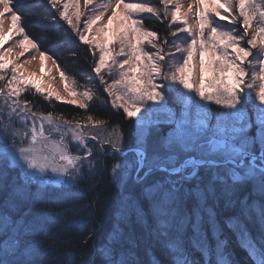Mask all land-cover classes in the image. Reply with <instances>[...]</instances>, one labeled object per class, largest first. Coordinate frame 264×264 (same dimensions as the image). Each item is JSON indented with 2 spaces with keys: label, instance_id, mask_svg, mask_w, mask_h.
<instances>
[{
  "label": "snow or ice",
  "instance_id": "snow-or-ice-1",
  "mask_svg": "<svg viewBox=\"0 0 264 264\" xmlns=\"http://www.w3.org/2000/svg\"><path fill=\"white\" fill-rule=\"evenodd\" d=\"M13 2L0 0V47L14 35L22 36L16 41L22 51L14 58H9L12 47L0 51V193L10 170L18 176L11 191L0 199V264H35L41 253L32 237L58 221L57 213H21L20 202L30 198L39 201L50 188L71 191L85 174L94 178L101 173L102 158L106 157L113 158L108 172L121 190V200L113 226L98 249L101 264H137L133 248L117 247L130 241L121 225L132 214L138 222L147 216L139 199L125 192L129 185L140 186L141 195L149 201L153 233L164 237L172 264H193L182 238L189 226L193 246L206 261L215 251L216 264H230L222 252L225 241L220 238L217 206L221 201L234 206L239 189L246 185L264 197V0H189L186 9L181 0H160L162 9L150 2L114 0L104 11L87 18L83 28L80 20L85 13L80 0H48L53 8L62 6L59 17L79 42L90 46L92 71L101 83L105 82L103 73L111 75L113 68L118 69V78L105 91L113 97L112 105L122 108L127 118H137L127 137L131 146L117 126H111L109 134L102 137L101 132L108 130L104 119L90 114L83 120H70L63 114L34 111L31 101L22 99L31 89L49 103L55 99L86 110L99 98L86 86L83 91L74 90L78 87L74 80L69 88V78L62 69L59 75L67 95L44 82L43 76L51 71L45 72L46 63L52 57L48 51H40L36 40L21 26L23 18L12 7ZM92 3L84 0L85 8ZM109 7L111 15L105 17ZM145 13L157 19L170 14L169 27H176L161 38L157 31L145 27ZM8 14L11 23L5 29ZM189 15L194 17L195 26L189 23ZM180 33L187 34L184 43L178 42ZM166 45L174 51H166ZM254 49L259 70L250 73L254 61L249 58ZM30 50L40 52V70L26 74L22 69L37 57L15 61ZM176 53L181 54L180 62L169 63L166 71L165 57L171 60ZM122 56L127 58L118 59ZM158 79L169 83H157ZM166 92L172 94L171 105ZM201 101L220 108L213 110L211 104ZM163 126L167 132H162ZM54 135L58 139H53ZM49 172L63 179L48 185L41 174ZM73 197L79 198V194L73 193ZM190 198L194 203L189 210ZM239 203L245 211L258 207L256 201L249 205L247 197ZM260 215L264 223V210ZM226 223L235 228L238 218L231 217ZM174 227L177 235H171ZM209 233L216 241L215 248ZM93 235L90 230L84 242ZM239 239L253 264H264V241L258 245L242 225ZM150 264L158 261L153 257Z\"/></svg>",
  "mask_w": 264,
  "mask_h": 264
},
{
  "label": "trees",
  "instance_id": "trees-1",
  "mask_svg": "<svg viewBox=\"0 0 264 264\" xmlns=\"http://www.w3.org/2000/svg\"><path fill=\"white\" fill-rule=\"evenodd\" d=\"M14 1L13 8L21 13L22 25L27 34L36 40L41 50L48 51L53 56L63 71L73 75L85 69L92 71L94 58L89 50L90 47L79 42L76 34L69 36V31L67 34L64 33L67 24L62 18H57L54 14L50 18L42 14L47 0ZM31 9L34 14H26V11ZM145 25L158 33L164 29L162 22L153 18L145 19ZM102 97L100 100L104 102L93 101L85 111L68 103H49L39 95L33 100L35 103L33 110L60 113L68 118L80 116L79 113L85 111L87 115L91 114L95 118L121 126L123 132L129 135L134 125L133 120L126 118L124 113L114 110L103 92ZM127 144L130 146L132 142ZM107 163L109 165V161ZM13 172L10 170L7 174L4 181L6 187L4 192L0 193V199L11 191L12 181L18 176ZM32 191L35 192L36 188L33 187ZM125 192H131L139 199L140 206L147 216L144 222H138L136 215L132 214L128 222L121 225L130 241L125 240L117 247L133 248L137 264H150V259L153 257L158 264H172L171 256L164 247V237H158L153 233L154 221L150 212V203L141 195L140 186L131 185ZM73 193H78L79 198H74ZM246 197L249 205L256 201L258 207H249L247 211L242 209L239 201ZM236 199L237 203L234 206H225L223 201L217 206V219L222 229L220 238L225 241L222 252L227 255L230 264H253L248 251L240 242L239 234L242 225L258 245L264 241V223L260 215V211L264 210V197L258 192H253L250 185H246L239 189ZM120 200L121 190L112 183L108 170L104 168L94 178L80 180L71 191L52 188L39 201L30 198L20 202L21 213L30 210L33 216L44 213L59 214L54 226L32 237L41 253L36 258L35 264H69L70 261L71 264H101L98 249L113 226ZM193 203L191 198L187 201L189 210ZM231 217L238 218L235 228L227 226L226 221ZM90 230L94 233L93 238L84 242ZM177 234L174 227L171 235ZM182 238L193 264H216L215 251L206 261L202 252L193 246V232L190 226L183 230ZM208 238L215 248L216 241L212 239L210 233ZM66 253L70 255L66 256Z\"/></svg>",
  "mask_w": 264,
  "mask_h": 264
},
{
  "label": "rangeland",
  "instance_id": "rangeland-1",
  "mask_svg": "<svg viewBox=\"0 0 264 264\" xmlns=\"http://www.w3.org/2000/svg\"><path fill=\"white\" fill-rule=\"evenodd\" d=\"M17 1H21V2H26V1H28V0H16V2ZM44 1V0H43ZM15 2V1H14ZM110 2H113L114 3V0H93V3L91 4V5H89V6H87V8H85V6H84V0H80V4H81V10H82V12H84L85 13V15H83L82 17H81V20H80V27L81 28H83V26H84V21L87 19V18H89L90 16H92V15H95V14H97L98 12H100V11H104V6L106 5V4H109ZM136 2H145V3H148V2H150L153 6H155V7H157V8H160V9H162L163 8V5L160 3V0H136ZM181 2H182V4L184 5V8L186 9L187 8V5H188V3H189V0H181ZM40 4H41V2H40ZM46 7H44L43 9H42V14L43 15H47L48 17H52V14H54V15H57L56 17L57 18H61V17H59V11H61L62 10V6H58V7H56V8H53L51 5H50V3L48 2V0H47V2H46ZM43 4H41V6H42ZM12 7H13V5H12ZM111 7H109L108 8V10L106 11V13H105V17H107V16H110L111 15ZM70 11H72V9H70ZM26 14H28V15H30V14H34V11L31 9V10H27L26 11ZM142 16H143V18H144V25H145V19H149V18H153V19H156L157 21H159V22H162V24H163V31L162 32H159V35H160V37L161 38H163L165 35H167L170 31H172V30H174L175 29V27H176V25H172L171 26V28L169 27V19H170V14H169V17H163V16H161L159 19H157V18H154L151 14H148V13H145V14H142ZM56 19V18H55ZM63 20V19H62ZM188 20H189V23L190 24H192L193 26H195V19H194V17H192L191 15H189L188 16ZM64 21V20H63ZM66 22V21H65ZM10 23H11V20H10V14H8V15H6L5 17H4V27H5V29H7L9 26H10ZM222 24H226L227 22H221ZM66 24H67V22H66ZM21 26H23V25H21ZM96 27L97 26H93V32H95L96 31ZM145 27H147L146 25H145ZM181 27H182V25H181ZM147 28H149V27H147ZM67 30H65V28H64V33L65 34H67V32L69 31V36L70 35H72V34H75V32L71 29V27L69 26V25H67V28H66ZM153 30V29H152ZM90 36H91V34H89ZM179 35V37H180V39L178 40V42L179 43H184L185 41H184V37L187 35V34H185V33H180V34H178ZM19 39H22V36H17V35H14L13 36V39L12 40H10V41H8L7 43H5L2 47H0V51H3L4 49H7V48H9V47H12L13 48V54L9 57V58H14V56H15V53H18V52H20V51H22V49H20L17 45H16V41H18ZM172 43V38L170 37L169 38V44H171ZM90 47V46H89ZM146 48H148V50H152L149 46H147L146 45ZM117 50H118V48H117ZM165 50L166 51H169V50H172V51H174L173 49H169V47L166 45L165 46ZM40 51H43V50H41L40 49ZM96 51V58L95 59H98V56H99V51H98V49H96L95 50ZM255 49L253 50V53H254V56L253 57H250L249 59H253V61H254V66L253 67H250L249 68V72L251 73L252 71H258L259 70V65L258 64H256L255 63V60H254V57H255ZM49 54V56H51L52 57V59H49V60H47V63H46V67H45V72L47 73L48 72V70L50 69L51 71H50V74H46V75H44L43 76V80H44V82L46 83V84H50L55 90H57V91H60L61 92V94H63V95H67V92H66V90H65V81H62L61 79H60V75H59V71H60V69H62L60 66H59V68H57V61L53 58V56L50 54V53H48ZM39 55H40V52L39 51H35V50H30L29 52H27L24 56H22V57H20L19 58V60H17V61H15V62H17V63H23L25 60H28V59H30L32 56H36L37 57V59L36 60H34L30 65H25V67H24V69H22V71H25V73L26 74H30V73H32V72H39V70H40V60H39ZM180 53H176L175 54V56H174V58L173 59H169L167 56L165 57V61L163 62L164 63V65H165V70L167 71L168 70V68H167V65L169 64V63H174V62H180ZM94 58V57H93ZM127 57L126 56H122V57H118V59H126ZM53 59L56 61V64H53ZM59 65V64H58ZM117 71H118V69H116V68H113V72H112V74L111 75H109V74H107V73H103V75H104V83H101L100 82V79H99V77H97V76H95L94 74H93V71H89L88 69H85L83 72L82 71H79V72H77V73H75L76 75H73V74H70V73H67V72H65L66 74H67V76H68V78H69V81H68V83H69V88H71V81H75L76 82V84H77V88L76 89H74V90H77V91H83V89H84V87L86 86V87H89V88H91L95 93H96V96L99 98L98 100L97 99H94L93 101H100V102H104V100H100L101 98H103L102 97V92H103V94H105V96H106V99H108V102H109V104H110V106L112 107V108H114V110H116V111H118V112H122V113H124V111H123V109L122 108H117V107H114L113 105H112V99H113V97L112 96H110L108 93H107V91H105V89L108 87V85H110L111 83H112V80L113 79H116V78H118V76H117ZM9 75H10V73H9ZM87 77H92L91 78V80H89V79H87ZM37 78H39V77H37ZM3 82H0V84H2ZM157 83H165V84H167V83H169V82H164V81H161V80H157ZM99 87H102V88H99ZM182 87V86H181ZM186 91V90H185ZM36 96H39V95H36V94H34L33 92H32V90L31 89H29L28 91H26L24 94H23V96H22V99H27V100H29V101H31V103H32V106H33V104H35V103H33V100H36ZM165 96H166V99L168 100V102H169V104L171 105L172 104V102H173V97H172V94H170V93H168V92H166L165 93ZM70 98V97H69ZM196 100L197 101H199V97L197 96L196 97ZM52 103H63V102H58V101H56L55 99H53L52 101H51ZM149 103H152V102H149ZM201 103H209V104H211V106H212V108H213V110H217V109H219L220 108V106H217V105H215L214 103H212V102H204V101H201ZM256 103H259L258 101H256ZM71 105V104H70ZM252 105H251V103L249 104V107H251ZM76 107H78V106H76ZM83 110H85V109H83ZM87 110V109H86ZM85 110V111H86ZM85 111H83L84 113H79L80 114V116H74V117H71V118H68V117H65V118H67V119H73V118H75V119H81V120H83V119H85L88 115H87V112H85ZM54 114H56V115H59L60 113H54ZM125 114V113H124ZM126 115V114H125ZM64 116V115H63ZM127 118V117H126ZM128 119H132L133 120V122H134V124H135V122H136V119L137 118H128ZM111 126H117L119 129H121V126H119V125H117V124H114V123H111V122H108V130L107 131H102L101 132V136L103 137V136H107L108 134H109V132L111 131ZM168 131V128H167V126H163L162 127V132H167ZM255 132V129H253V133ZM127 137H128V134H125V138H126V143L127 142H132L130 139H127ZM113 139L115 138L114 136L112 137ZM53 139H58V136H53ZM69 140H70V137H69ZM90 147L92 146L91 144L89 145ZM130 146H131V144H130ZM71 150L73 151V152H75L76 151V149H75V147L74 146H72L71 147ZM97 155H99L98 153H97ZM109 158V159H108ZM103 159V158H102ZM104 160V168L106 169V170H108L110 167H111V164L113 163V158L112 157H106V158H104L103 159ZM109 161V165H108V162ZM13 174H17L18 175V173L16 172V171H14L13 172ZM42 176H43V181H44V183H46V184H48V185H55L57 182V179H58V174H55V173H51V172H49V173H47V174H41ZM84 177H86V178H83V179H89V177H88V175L87 174H85V176ZM63 179V178H62ZM83 179H81V181L83 180ZM131 185H129V187H130ZM33 187H35L36 188V186L35 185H33ZM128 187V188H129ZM139 187V186H138ZM50 189H52V188H50ZM50 189H49V191H50ZM125 190H127V189H125ZM48 191V192H49ZM47 192V193H48ZM45 195V194H44ZM53 209H55V208H53ZM204 257V256H203ZM193 258H195V255L193 256Z\"/></svg>",
  "mask_w": 264,
  "mask_h": 264
},
{
  "label": "flooded vegetation",
  "instance_id": "flooded-vegetation-1",
  "mask_svg": "<svg viewBox=\"0 0 264 264\" xmlns=\"http://www.w3.org/2000/svg\"><path fill=\"white\" fill-rule=\"evenodd\" d=\"M58 178H60V176H58Z\"/></svg>",
  "mask_w": 264,
  "mask_h": 264
},
{
  "label": "bare ground",
  "instance_id": "bare-ground-1",
  "mask_svg": "<svg viewBox=\"0 0 264 264\" xmlns=\"http://www.w3.org/2000/svg\"><path fill=\"white\" fill-rule=\"evenodd\" d=\"M110 176V175H109ZM110 179H111V177H110Z\"/></svg>",
  "mask_w": 264,
  "mask_h": 264
}]
</instances>
